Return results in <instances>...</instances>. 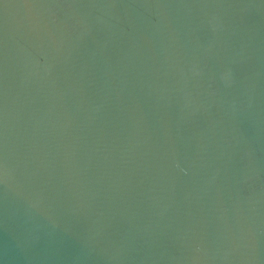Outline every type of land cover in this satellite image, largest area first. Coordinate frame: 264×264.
Instances as JSON below:
<instances>
[{
    "label": "water",
    "instance_id": "obj_1",
    "mask_svg": "<svg viewBox=\"0 0 264 264\" xmlns=\"http://www.w3.org/2000/svg\"><path fill=\"white\" fill-rule=\"evenodd\" d=\"M0 264H264V0H0Z\"/></svg>",
    "mask_w": 264,
    "mask_h": 264
}]
</instances>
